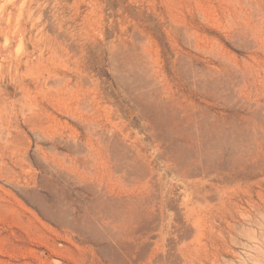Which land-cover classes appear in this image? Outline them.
<instances>
[{"label": "rangeland", "instance_id": "obj_1", "mask_svg": "<svg viewBox=\"0 0 264 264\" xmlns=\"http://www.w3.org/2000/svg\"><path fill=\"white\" fill-rule=\"evenodd\" d=\"M0 264H264V0H0Z\"/></svg>", "mask_w": 264, "mask_h": 264}, {"label": "bare ground", "instance_id": "obj_2", "mask_svg": "<svg viewBox=\"0 0 264 264\" xmlns=\"http://www.w3.org/2000/svg\"><path fill=\"white\" fill-rule=\"evenodd\" d=\"M156 112V111H155ZM171 120V119H170ZM172 122H174V121H172ZM177 123V122H176ZM165 125V124H164ZM169 126V125H168ZM195 128V127H194ZM190 131V130H189ZM236 131V130H235ZM188 133V132H187ZM189 135V134H188ZM195 136V135H194ZM193 136V137H194ZM196 137V136H195ZM217 138V137H216ZM220 139V138H219ZM219 139H217V140H219ZM225 139V138H224ZM220 140H222V139H220ZM238 142V141H237ZM218 144V143H217ZM229 144V143H228ZM215 145V144H214ZM218 147H219V145H217ZM233 146V145H232ZM214 147V146H213ZM221 147H222V144H221ZM173 148V147H172ZM178 149V148H177ZM236 150V149H235ZM196 151V150H195ZM199 151V150H198ZM192 152V151H191ZM211 152H212V150H211ZM210 153V152H209ZM208 153V154H209ZM235 153V152H234ZM168 154V153H167ZM189 154V153H188ZM200 155V154H199ZM210 155V154H209ZM232 155V154H231ZM188 156V155H187ZM190 157V156H189ZM200 160V159H199ZM180 161V160H179ZM181 162V161H180ZM183 164V163H182ZM185 164V163H184ZM180 171V170H179ZM195 171V170H194ZM192 173V172H191ZM57 218H58V215H57Z\"/></svg>", "mask_w": 264, "mask_h": 264}]
</instances>
